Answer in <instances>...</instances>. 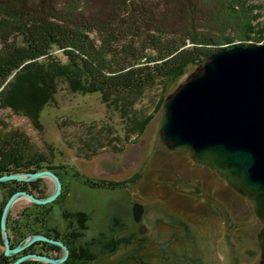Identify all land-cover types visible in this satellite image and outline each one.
Listing matches in <instances>:
<instances>
[{
  "label": "rangeland",
  "instance_id": "374dc122",
  "mask_svg": "<svg viewBox=\"0 0 264 264\" xmlns=\"http://www.w3.org/2000/svg\"><path fill=\"white\" fill-rule=\"evenodd\" d=\"M236 2L253 19L255 29L264 28V0ZM208 28L211 31L210 26ZM232 32L226 33L232 38L229 46L244 44L236 31ZM56 54L65 61L59 51ZM204 64L191 68L175 87L167 91L158 82L139 93L122 96L127 104L128 118L125 119L114 107L109 108L103 103L99 93L82 95L72 92L62 80L57 83L55 103L41 113L42 130L37 129L28 115L9 106L0 108V152L9 151L14 145L12 136L18 134L23 137L25 146L19 150H25V157L44 158L45 164L53 169L48 167L40 171L52 172L61 183V192L53 202L37 204L21 197L13 204L6 224L10 248H16L14 241L20 242L17 228L27 217L34 220L36 206L48 208L69 193L65 202L68 207L72 209V203L79 201L76 208L93 214V232L104 229L109 233L115 228L122 231V238L131 240V245L121 247L115 255L104 256V262L98 264H261L258 235L262 223L251 202L215 173L194 165L187 151L173 150L175 152L171 154L161 136L165 100ZM65 171L69 174L63 173ZM74 172L81 179L74 178ZM134 177L137 179L133 184L130 181ZM85 178L93 182L126 185L115 190L108 189L109 186L95 190L83 184ZM37 181L36 192L30 185ZM12 182H17L20 187L12 194L0 188V207L3 205L0 259L4 254L8 261L29 247L5 255L1 219L8 200L17 192L46 199L55 193L57 186L47 175L35 181L8 180L0 181V184ZM137 202L144 207L139 223L133 222L132 214ZM56 215L52 216V224H62ZM140 227H144L142 233L138 231ZM28 260L42 262L29 258L19 264Z\"/></svg>",
  "mask_w": 264,
  "mask_h": 264
},
{
  "label": "trees",
  "instance_id": "16d2710c",
  "mask_svg": "<svg viewBox=\"0 0 264 264\" xmlns=\"http://www.w3.org/2000/svg\"><path fill=\"white\" fill-rule=\"evenodd\" d=\"M252 20L236 0H0V108L28 115L42 130L41 113L55 103L62 80L72 92L99 93L128 118L122 96L158 82L172 89L191 68L230 47L228 31L244 44L261 43L264 28L255 29ZM12 137L10 150L0 152V176L49 167L42 157H25L23 137ZM38 182L30 185L36 192ZM18 185L0 188L12 194ZM39 208L17 228V240L37 227ZM122 242H104V249ZM0 264H10L4 254Z\"/></svg>",
  "mask_w": 264,
  "mask_h": 264
},
{
  "label": "water",
  "instance_id": "95a60500",
  "mask_svg": "<svg viewBox=\"0 0 264 264\" xmlns=\"http://www.w3.org/2000/svg\"><path fill=\"white\" fill-rule=\"evenodd\" d=\"M163 112L160 131L167 146L171 150L187 151L195 163L215 170L253 205L262 223L258 242L264 264V43L236 44L215 51L198 73L190 75L167 97ZM46 175L57 185L49 198L38 199L17 192L5 205L1 229L6 256L38 240L53 242L34 235L25 245L11 249L6 224L10 209L19 198L26 197L37 204L53 202L61 192V183L50 171L0 176V181L29 182ZM142 211L141 206L134 207L136 220H140ZM29 258L52 264L64 261L28 255L12 264Z\"/></svg>",
  "mask_w": 264,
  "mask_h": 264
},
{
  "label": "flooded vegetation",
  "instance_id": "af4514ba",
  "mask_svg": "<svg viewBox=\"0 0 264 264\" xmlns=\"http://www.w3.org/2000/svg\"><path fill=\"white\" fill-rule=\"evenodd\" d=\"M168 149L170 150L171 154L175 152L171 150L169 147ZM193 163L194 165H196L197 167L201 169L204 168L213 174L215 173L219 179L223 180L225 184H228L215 170L199 165L195 162ZM63 173L69 174L67 171ZM73 174H74L73 175L74 178L81 179L76 174V172H74ZM138 177L139 176H137V178ZM135 178L136 177L133 178L134 181H136L137 179ZM82 180H83V184L87 188L95 189V190L104 189L102 188V184H104V181L93 182L91 179H88V178H85ZM119 188L121 187H115L113 190L119 189ZM108 189H111V188L108 187ZM68 195L69 193L64 194L63 196L65 197L61 196L52 205H48L49 206L48 208L39 209L37 230L24 232L23 234L24 236L20 238V242L17 243L14 241L13 243L14 247L23 245L27 242V238L37 233V234H40L41 236L52 239L55 242L61 243L62 245L55 244V243L51 244L49 242H44V241L36 242L32 244L31 246H29L21 254L10 257L11 264L15 262L19 257L30 255V254L45 256V257H48V258H51L57 261L64 259V261L58 262V264H98L100 262L102 263L104 262V256L115 255L120 250L121 247L131 245L130 239L122 238L120 236L122 232L121 230L118 231L115 228H111L110 229L111 231H108L109 233H106L107 231L104 232V229H99L96 232H93L91 228L92 227L91 223L93 221V214L82 208H76L75 204H78L79 201L73 202L72 203L73 208L71 209L70 206L69 208L68 205H66L67 203L66 199ZM136 205L141 206L142 208L144 207L142 204H140V202H137V203H134V206L132 209V214H133V219H134L133 222L139 223L142 219V215H141L140 220H136L134 216V207ZM57 210L59 211L58 215H56ZM53 215L54 217L55 215L58 216L59 220L62 221V224L60 225L52 224ZM143 229L144 227H140L138 231L142 233ZM12 235H13V232H12ZM13 239H14V235H13ZM120 241H123V242L120 245H118L116 250L114 251L111 249L108 250V247L107 249H104V242L106 244L115 245ZM132 245H134V241ZM34 263L36 262L33 260H28L23 264H34ZM39 264H52V263L42 261Z\"/></svg>",
  "mask_w": 264,
  "mask_h": 264
}]
</instances>
